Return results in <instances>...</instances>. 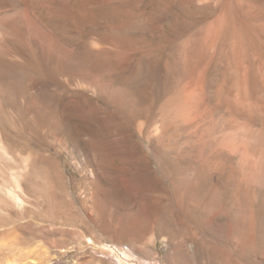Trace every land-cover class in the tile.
Returning a JSON list of instances; mask_svg holds the SVG:
<instances>
[{
  "label": "rangeland",
  "instance_id": "rangeland-1",
  "mask_svg": "<svg viewBox=\"0 0 264 264\" xmlns=\"http://www.w3.org/2000/svg\"><path fill=\"white\" fill-rule=\"evenodd\" d=\"M263 152L264 0H0V264H264Z\"/></svg>",
  "mask_w": 264,
  "mask_h": 264
},
{
  "label": "bare ground",
  "instance_id": "bare-ground-1",
  "mask_svg": "<svg viewBox=\"0 0 264 264\" xmlns=\"http://www.w3.org/2000/svg\"><path fill=\"white\" fill-rule=\"evenodd\" d=\"M263 154H264V152H263ZM264 159V158H263ZM262 159V160H263ZM262 160H261V162H262ZM264 162V161H263ZM262 164H264V163H262ZM261 164V165H262ZM259 165V164H258ZM261 167V166H260ZM262 169H263V166H262ZM264 170V169H263ZM253 174V173H252ZM263 174V173H262ZM252 178V177H251ZM88 241H89V244H92L93 246H95V247H99V248H103V249H110V250H112L113 248H111L110 247V245H108L107 243H102V242H98V241H95V240H93V239H91V238H88ZM124 254V256H121V259H120V261H121V264H140V262H136V260L137 259H134V258H132V256L129 254V253H126V252H124L123 253ZM15 255V254H14ZM15 257V256H14ZM20 258V257H19ZM14 260H15V258H11V260L10 261H8L7 262V264H12V263H14Z\"/></svg>",
  "mask_w": 264,
  "mask_h": 264
}]
</instances>
